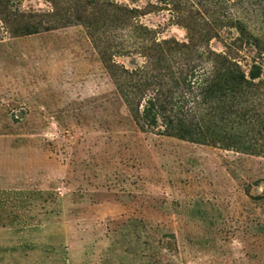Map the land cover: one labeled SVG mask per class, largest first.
<instances>
[{"label":"rangeland","instance_id":"rangeland-1","mask_svg":"<svg viewBox=\"0 0 264 264\" xmlns=\"http://www.w3.org/2000/svg\"><path fill=\"white\" fill-rule=\"evenodd\" d=\"M3 32L0 264H264V158L139 130L79 25Z\"/></svg>","mask_w":264,"mask_h":264},{"label":"trees","instance_id":"trees-1","mask_svg":"<svg viewBox=\"0 0 264 264\" xmlns=\"http://www.w3.org/2000/svg\"><path fill=\"white\" fill-rule=\"evenodd\" d=\"M20 1L0 0V37L81 26L142 132L264 158V0ZM149 11H166L184 40L140 23Z\"/></svg>","mask_w":264,"mask_h":264}]
</instances>
